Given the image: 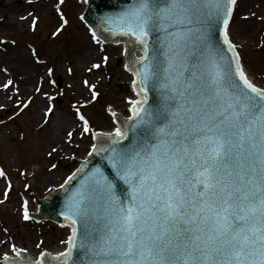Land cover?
<instances>
[{
    "label": "water",
    "instance_id": "water-1",
    "mask_svg": "<svg viewBox=\"0 0 264 264\" xmlns=\"http://www.w3.org/2000/svg\"><path fill=\"white\" fill-rule=\"evenodd\" d=\"M234 4L89 0L93 28L130 41L142 96L28 214L66 221L68 250L0 264H264V93L226 35Z\"/></svg>",
    "mask_w": 264,
    "mask_h": 264
},
{
    "label": "rangeland",
    "instance_id": "rangeland-1",
    "mask_svg": "<svg viewBox=\"0 0 264 264\" xmlns=\"http://www.w3.org/2000/svg\"><path fill=\"white\" fill-rule=\"evenodd\" d=\"M83 2L0 0L2 259L24 235L29 247L38 246L36 252L64 245L67 228L28 214L39 211L44 193L63 183L89 153L95 133L110 129L111 110L126 115L127 98L134 97L123 44L90 33L81 19ZM241 14L247 18L240 17L241 23L233 16L228 35L242 63L264 85V3L254 15ZM89 43L92 49L86 48ZM59 115L72 118L73 133L51 147L47 135Z\"/></svg>",
    "mask_w": 264,
    "mask_h": 264
},
{
    "label": "bare ground",
    "instance_id": "bare-ground-1",
    "mask_svg": "<svg viewBox=\"0 0 264 264\" xmlns=\"http://www.w3.org/2000/svg\"><path fill=\"white\" fill-rule=\"evenodd\" d=\"M83 1L84 2H83V10H82V13L84 12V10H86V13H87L89 0H83ZM263 3H264L263 0H237L236 1V6H235L234 16L237 15L238 18H239V20H241V18L242 19L247 18V14H241L243 11H247V12L250 11V13H252L254 15V14H256V13H258L260 11V6ZM81 19H82V17H81ZM82 21H84V20L82 19ZM239 22L243 23L244 21L241 20ZM86 28L90 31V29H89V27L87 25H86ZM90 33H91V31H90ZM93 43H94V41H93ZM86 48L87 49L88 48L89 49H92L93 46H91L90 43H89V44L86 45ZM122 49H124L123 46H122ZM111 50L115 51V48H111ZM123 64H124V66H126L125 61H124ZM243 67H244V71H245V74H246L247 79L256 88H258V89H260L261 91L264 92V85H262L261 83H259V82L256 81V78L254 76H252L251 73L248 71L245 63H243ZM128 88H129V91L130 92H132V93L134 92L135 93L136 89L132 85L131 82L129 83ZM135 96L134 97H128L127 98L128 105L130 106L129 111H134L135 110V104H134ZM111 112H112V116H113L114 123H112V126L110 127V129L97 132V134H105V135L118 136L117 124L123 118L122 117H118L120 115V112H114V110H111ZM71 123H72V118H70L68 116L59 115L58 117H56L54 119L53 127L50 128V132L47 135L48 146L49 145H51V147H53V145L54 146H61L60 144H61V141L64 138V136L69 135L70 132L73 133V131H72L73 130V127H70V124ZM87 154L88 153H86L84 155H81V157L79 159V162H81L82 160L83 161L86 160L88 158V157H86ZM52 177H54L53 176V173L48 174V175L45 176V180L44 181H50ZM39 205H40V210H41V204H39ZM17 226H19V224ZM64 228H67L68 229V234H66V236H65L64 245L61 246V247H59V248H57V249H53V250H42L41 252H36V249H37L38 246H36V247L33 246L32 248L29 247L28 245H30V239L26 235H24V237L26 239L22 238V243L16 248V250L19 251V252H21V253H23V254H25L26 256L34 259L35 261H38V253L62 256L63 255L62 250H66L67 245H68V237H69V228L70 227L67 225V227L65 226ZM26 242H27V244H26ZM2 246H3V244L1 243L0 244V248ZM53 247H55V246H53ZM6 257L16 259L15 253H13L12 255L10 254V255H8ZM3 259L0 258V262H2Z\"/></svg>",
    "mask_w": 264,
    "mask_h": 264
}]
</instances>
